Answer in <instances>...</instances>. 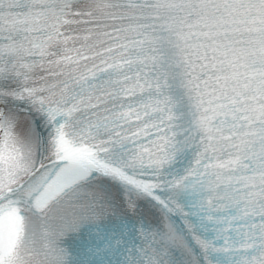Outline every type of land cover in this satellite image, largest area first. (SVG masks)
I'll return each instance as SVG.
<instances>
[{
    "label": "snow or ice",
    "instance_id": "obj_1",
    "mask_svg": "<svg viewBox=\"0 0 264 264\" xmlns=\"http://www.w3.org/2000/svg\"><path fill=\"white\" fill-rule=\"evenodd\" d=\"M0 264H264V0H0Z\"/></svg>",
    "mask_w": 264,
    "mask_h": 264
}]
</instances>
